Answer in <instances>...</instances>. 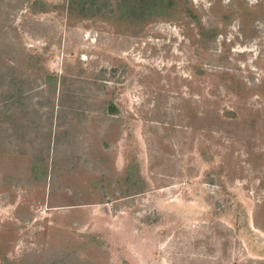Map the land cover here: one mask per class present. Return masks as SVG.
Listing matches in <instances>:
<instances>
[{
    "label": "rangeland",
    "instance_id": "rangeland-1",
    "mask_svg": "<svg viewBox=\"0 0 264 264\" xmlns=\"http://www.w3.org/2000/svg\"><path fill=\"white\" fill-rule=\"evenodd\" d=\"M0 264H264V0H0Z\"/></svg>",
    "mask_w": 264,
    "mask_h": 264
},
{
    "label": "trees",
    "instance_id": "trees-1",
    "mask_svg": "<svg viewBox=\"0 0 264 264\" xmlns=\"http://www.w3.org/2000/svg\"><path fill=\"white\" fill-rule=\"evenodd\" d=\"M84 7H86V6H84Z\"/></svg>",
    "mask_w": 264,
    "mask_h": 264
}]
</instances>
